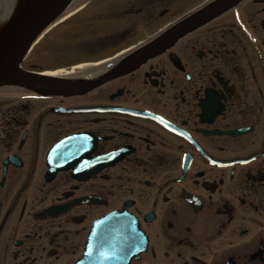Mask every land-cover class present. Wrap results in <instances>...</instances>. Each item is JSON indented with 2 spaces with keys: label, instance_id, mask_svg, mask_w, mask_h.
Returning <instances> with one entry per match:
<instances>
[{
  "label": "flooded vegetation",
  "instance_id": "flooded-vegetation-1",
  "mask_svg": "<svg viewBox=\"0 0 264 264\" xmlns=\"http://www.w3.org/2000/svg\"><path fill=\"white\" fill-rule=\"evenodd\" d=\"M212 1L73 0L34 44L58 82L0 88V264H264V0L107 77Z\"/></svg>",
  "mask_w": 264,
  "mask_h": 264
},
{
  "label": "water",
  "instance_id": "water-1",
  "mask_svg": "<svg viewBox=\"0 0 264 264\" xmlns=\"http://www.w3.org/2000/svg\"><path fill=\"white\" fill-rule=\"evenodd\" d=\"M71 0H19L8 22L0 30V86L24 79L19 64L24 59L36 37L64 10ZM240 0H217L200 12L171 27L158 39L140 49L121 65L128 70L138 63L168 48L178 38L202 25L237 4ZM101 226L117 225L115 232H127L133 228V219L122 214L104 217L98 222Z\"/></svg>",
  "mask_w": 264,
  "mask_h": 264
},
{
  "label": "bare ground",
  "instance_id": "bare-ground-1",
  "mask_svg": "<svg viewBox=\"0 0 264 264\" xmlns=\"http://www.w3.org/2000/svg\"><path fill=\"white\" fill-rule=\"evenodd\" d=\"M53 74H57V73H53ZM58 74H60V73H58ZM70 82L71 83H76V82H78V80L76 78H71Z\"/></svg>",
  "mask_w": 264,
  "mask_h": 264
},
{
  "label": "trees",
  "instance_id": "trees-1",
  "mask_svg": "<svg viewBox=\"0 0 264 264\" xmlns=\"http://www.w3.org/2000/svg\"><path fill=\"white\" fill-rule=\"evenodd\" d=\"M0 1H2L3 3H7L8 1H10V0H0Z\"/></svg>",
  "mask_w": 264,
  "mask_h": 264
}]
</instances>
